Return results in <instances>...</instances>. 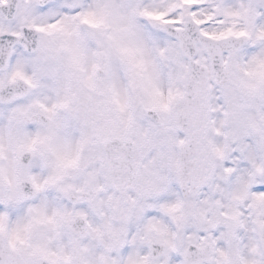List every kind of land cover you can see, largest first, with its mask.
Listing matches in <instances>:
<instances>
[{
	"label": "snow or ice",
	"instance_id": "1",
	"mask_svg": "<svg viewBox=\"0 0 264 264\" xmlns=\"http://www.w3.org/2000/svg\"><path fill=\"white\" fill-rule=\"evenodd\" d=\"M0 264H264V0H0Z\"/></svg>",
	"mask_w": 264,
	"mask_h": 264
}]
</instances>
